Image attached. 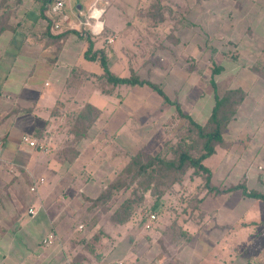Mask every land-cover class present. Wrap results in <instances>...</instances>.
Returning <instances> with one entry per match:
<instances>
[{
	"label": "crops",
	"instance_id": "0c3cea01",
	"mask_svg": "<svg viewBox=\"0 0 264 264\" xmlns=\"http://www.w3.org/2000/svg\"><path fill=\"white\" fill-rule=\"evenodd\" d=\"M54 1L0 0V264H264V227L252 232L250 225L264 223V201L241 189L219 194L204 187L190 219L161 212L157 200L128 219L114 217L125 193L101 198L111 179L129 155L155 154L175 142L180 126L163 125L144 135L130 129L146 119L165 118L163 123L160 109L166 104L174 115L175 107L151 87L150 105V93L136 96L140 85L100 78L99 62L84 57L88 43L78 14L94 0H62L68 19L58 29L52 27L58 15L49 11ZM102 2L104 28L92 35V46L121 77L139 72L143 55L135 44L148 35L154 43L204 44L210 33L234 28V69L226 72L224 90L242 97L212 153L218 162L210 185L245 184L264 194V0ZM159 27H194L198 34L163 33ZM150 65L153 75L158 66ZM221 67L208 77L212 92L226 70ZM183 101L178 100L183 111L202 124L213 95L210 104ZM131 104L143 110L132 117ZM240 162L246 163L241 174Z\"/></svg>",
	"mask_w": 264,
	"mask_h": 264
},
{
	"label": "rangeland",
	"instance_id": "374dc122",
	"mask_svg": "<svg viewBox=\"0 0 264 264\" xmlns=\"http://www.w3.org/2000/svg\"><path fill=\"white\" fill-rule=\"evenodd\" d=\"M142 14L148 13L150 14L151 11H142ZM173 13V12H172ZM145 15V14H144ZM173 15H179L178 12H174ZM144 18V17H143ZM172 31L175 30L176 35H182L183 32H187L186 30H190L192 33L198 34V28L194 27H159V30L162 31ZM219 29V28H217ZM232 29L234 28H220V31L216 33H210L207 39V42L204 44H198V43H188V42H159L154 43L151 41V36L148 35V37L144 38V40L140 41L139 43L135 44V47L139 52L142 53L143 58L137 59L138 65L142 62L143 65L141 68H139V72H133L136 73L138 76L144 79H148L151 81H154V83H157L160 85V87L164 88V91L167 95L172 96L174 95V101L178 103V100H184L187 103H194V102H202L210 104L212 100V87L208 83V77L210 73L213 70L214 64L223 66V69L225 68V71L217 75L218 77H222L221 81L218 82L217 85V92L218 94H222L224 89L226 88V82L228 79L225 77H229V74L226 75V72L229 73V71L233 68L234 69V55H236V48H234V41H231L232 38ZM230 30V32H228ZM163 32V31H162ZM164 33V32H163ZM191 33V35H192ZM215 36V38H213ZM160 38V37H159ZM219 40V41H215ZM134 45V44H132ZM200 45V46H199ZM197 48H194V47ZM215 46H218L217 48ZM156 48H158V51H156ZM172 51V56H167L168 52ZM154 53L152 56L151 54ZM169 57V58H168ZM157 59V60H156ZM257 61V60H256ZM150 62H156L158 68H155L153 72H155L152 75V69ZM256 65H262V61H259L256 63ZM191 67V68H190ZM170 72V74H168ZM130 72L127 73L129 75ZM175 77L178 80H173ZM230 80V79H229ZM179 83V85L173 87L174 82ZM105 81H100V83H104ZM192 82V84H191ZM170 83V84H169ZM101 85V84H100ZM190 85V86H189ZM141 87H138L136 96H140L145 92L150 93V100L148 99L147 102H151L152 99V92L153 90L147 86V85H140ZM170 87V90L168 89ZM197 86L199 88H197ZM172 87V88H171ZM135 92V91H134ZM139 97V98H140ZM149 98V96H147ZM183 101V102H184ZM205 101V102H204ZM131 103V101H128V103ZM186 103V104H187ZM147 104V103H146ZM145 104V105H146ZM133 112L130 116L134 117L135 113L139 111V108H135V104H131ZM151 105V103H150ZM153 105V104H152ZM188 105V104H187ZM148 106V105H146ZM168 107V109H166ZM144 108V106L142 107ZM147 107L146 109H148ZM164 108V109H163ZM183 111L185 109L184 107H180ZM171 107L165 104V107H162L160 109V112L157 114L159 117H166V120L162 123L163 120H153V122H150L146 119V121L142 123L134 124L132 127L131 132L133 135H138L137 131L139 133L143 132L145 134H148L153 131L160 130V126L166 125L167 128L169 126V129L172 130V127L176 125V128L180 126L178 129L175 130L178 131L177 135L185 131L186 127V121L184 118H181L178 116V112L174 110V115H172ZM143 110V109H142ZM140 110V111H142ZM167 110V111H166ZM139 111V112H140ZM139 116V115H138ZM175 116V118H174ZM136 117V116H135ZM174 118L175 120L171 121V118ZM139 118V117H138ZM134 119V118H133ZM167 120H170V122H167ZM137 128V129H136ZM168 132H171L169 131ZM139 145V144H138ZM166 144L164 145L163 150L166 149ZM167 156H171L168 154ZM218 156L215 154H212L204 160V164L209 168L210 172L211 169L214 171V166L218 162L215 161V159ZM248 157H245L247 159ZM246 165L244 162H240L238 165V168H236L237 171L240 172V174L243 171V167ZM245 168V167H244ZM235 170V171H236ZM236 174V172L234 173ZM204 176L205 174H194L193 168H188L186 172L184 173L182 179L178 182H175L170 187L166 188L165 191L160 194L159 196L152 194L150 192V188L144 192L142 196V200H138V195L141 193V188L138 185L137 182H130V184H127V187L121 191V193H125L124 199L122 200H132L131 202V209L132 211L138 210V211H148L149 205H151L154 201L157 200L159 204V210L161 212L167 211L176 213L177 215H186L188 218H191L192 213L198 210L197 203H198V196L201 192H203L204 186ZM234 179V177H233ZM230 180L231 182H234V180ZM137 185V186H136ZM134 186L138 188V192L134 194L132 191ZM218 190L213 191V193H223L226 191V187H216ZM140 197V196H139ZM162 201V202H161ZM121 202V203H122ZM262 203V202H261ZM264 203V202H263ZM161 204V205H160ZM264 213V212H263ZM262 213L259 215L261 216ZM174 223V222H173ZM251 230L254 231H260L264 227V223L262 224L260 221H257L255 223H251ZM244 254V252H242ZM248 255V254H247ZM253 255V254H252Z\"/></svg>",
	"mask_w": 264,
	"mask_h": 264
},
{
	"label": "trees",
	"instance_id": "16d2710c",
	"mask_svg": "<svg viewBox=\"0 0 264 264\" xmlns=\"http://www.w3.org/2000/svg\"><path fill=\"white\" fill-rule=\"evenodd\" d=\"M50 22L51 20H49ZM83 34H85L88 43L84 51V57L99 62L103 70L100 78L103 77L105 81L112 85H147L158 92L166 102L173 104L178 116L186 121L185 131L177 135L175 142L166 144L165 150L155 154L138 151L129 155L126 166L111 179L110 184L101 194V198L107 199L113 194H118L119 191L127 187L128 183L130 184L133 181L137 182L141 188L138 200H142L141 194L143 195L151 184L150 192L159 196L166 188L180 181L188 168H193L194 174H205L204 186L207 190H218L210 185V170L204 165L203 160L214 153L216 145L223 143L222 133L234 115L242 93L238 90L229 89L224 90L222 94H218L214 89L212 94L213 105L210 113L204 123H198L188 113L182 111L176 101L169 100L158 84L141 78L133 73L134 71L125 77L114 75L108 68L104 52L100 49H93L91 41L93 36L87 30L83 31ZM221 69V65L214 64L212 74L218 73ZM168 154L171 156H167ZM136 186L132 190L134 194L138 192ZM234 189H241L245 195L264 201V194L255 190H247L245 184H235L226 190ZM131 201L130 199L120 203L115 210L114 217L118 219L121 216L122 219H128L132 212Z\"/></svg>",
	"mask_w": 264,
	"mask_h": 264
},
{
	"label": "built area",
	"instance_id": "2783aa9c",
	"mask_svg": "<svg viewBox=\"0 0 264 264\" xmlns=\"http://www.w3.org/2000/svg\"><path fill=\"white\" fill-rule=\"evenodd\" d=\"M103 0H94L85 10L79 11V17H83L80 20L82 26H84L85 30H87L91 35H99L103 31V21L102 14L105 10L106 2H102ZM63 1L55 0L50 6L49 11L53 15H58L57 19L53 20L52 27L54 29H58L62 23L67 21L68 17L63 12ZM112 40L111 36L106 38V41L110 42ZM24 141L28 142L30 145H33V141H29L27 138H23ZM31 189H34L32 186ZM30 213H34L33 209H29ZM150 219H154L155 215L153 213L149 214ZM148 226V225H147ZM44 242H50V239L45 238ZM62 264H70L69 262H63Z\"/></svg>",
	"mask_w": 264,
	"mask_h": 264
}]
</instances>
